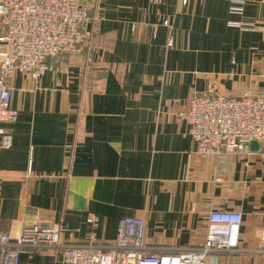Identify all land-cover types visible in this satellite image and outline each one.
I'll return each instance as SVG.
<instances>
[{"label":"crops","instance_id":"1","mask_svg":"<svg viewBox=\"0 0 264 264\" xmlns=\"http://www.w3.org/2000/svg\"><path fill=\"white\" fill-rule=\"evenodd\" d=\"M238 1L243 13L230 9ZM82 4L91 43L51 58L38 79L11 80L18 119L4 122L14 143L0 147V233L61 222L66 242L109 243L137 215L150 250L185 251L205 239L210 211L230 209L243 214L239 246L208 264H264V139L205 154L180 116L197 92L264 96V0ZM238 19L253 28L229 24ZM19 264L64 256L27 248Z\"/></svg>","mask_w":264,"mask_h":264},{"label":"built area","instance_id":"2","mask_svg":"<svg viewBox=\"0 0 264 264\" xmlns=\"http://www.w3.org/2000/svg\"><path fill=\"white\" fill-rule=\"evenodd\" d=\"M232 12L243 13L244 1L231 4ZM93 17L82 0H0V147L14 143L4 122H15L18 110L12 106L11 80L16 72L38 79L51 58L62 53H81L91 43ZM169 23L168 19L164 21ZM244 29L254 23L230 20ZM168 45H173L170 38ZM180 116L190 124V133L202 153L244 152L253 140L264 139V96L245 93L231 96L214 90L197 92ZM94 221L93 217L89 218ZM243 214L238 210L214 209L208 215L206 237L185 251H153L144 242L145 220L125 215L115 241L66 242L63 224L35 222L18 235L0 233L1 264H19L27 248H51L63 252L64 264H208L209 256L239 246ZM264 251V238L260 242Z\"/></svg>","mask_w":264,"mask_h":264},{"label":"water","instance_id":"3","mask_svg":"<svg viewBox=\"0 0 264 264\" xmlns=\"http://www.w3.org/2000/svg\"><path fill=\"white\" fill-rule=\"evenodd\" d=\"M251 143H252L253 147L259 146V141H257V140H253Z\"/></svg>","mask_w":264,"mask_h":264}]
</instances>
